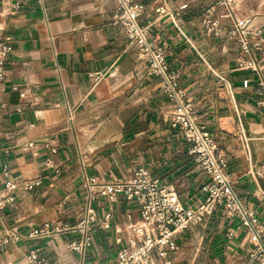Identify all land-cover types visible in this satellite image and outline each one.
<instances>
[{
  "label": "crops",
  "instance_id": "crops-1",
  "mask_svg": "<svg viewBox=\"0 0 264 264\" xmlns=\"http://www.w3.org/2000/svg\"><path fill=\"white\" fill-rule=\"evenodd\" d=\"M214 1L172 0V8L189 3L174 23L170 16L158 18L152 0H137L143 8L140 23L148 25V37L165 50L170 71L216 134L218 154L228 161L226 171L243 205L264 224V108L258 105L255 74L238 69L237 42L209 35L200 24ZM16 2L20 6L14 11ZM239 9L241 15L252 13V26L264 30V0H244ZM115 12L111 0H0V40L12 47L4 63L6 77L0 81V200L6 182L41 178L31 189H17L15 203L0 208V233L17 225L28 235L53 224L47 235L0 247V264H30V250L48 264L78 261L69 248L76 233H57L54 227L75 224L83 171L106 181L144 166L175 187L186 205L202 200L205 176L186 152V138L170 124L171 107L160 93V80L144 78L146 60L115 24ZM51 36L56 37V52ZM255 56L264 70V48ZM113 64L116 75L94 85L91 73L105 72ZM246 79H251L247 88ZM67 104L77 108L73 127L67 122ZM242 130L251 138L250 160L238 138ZM46 136L60 141L53 156L59 172L44 164ZM28 139L41 140L39 157L20 147ZM95 206L100 216L110 206L115 212L109 229L94 230L84 264H115L116 228L124 226L130 212L138 218L137 204L121 197L113 204L101 198ZM177 237L181 247L174 264H188L200 243L205 261L220 264H249L256 247L241 220L222 208Z\"/></svg>",
  "mask_w": 264,
  "mask_h": 264
},
{
  "label": "built area",
  "instance_id": "built-area-1",
  "mask_svg": "<svg viewBox=\"0 0 264 264\" xmlns=\"http://www.w3.org/2000/svg\"><path fill=\"white\" fill-rule=\"evenodd\" d=\"M116 8L114 22L119 25L130 40L138 47L139 56L146 60L144 78L157 77L160 80V93L167 99L171 107L168 119L173 128L177 129L187 140L186 152L192 157L195 169L205 176L202 200L196 205H186L172 185H165L160 178L154 176L149 168L135 167L130 174L117 180H100L97 176L83 171L81 186L84 189L82 199L74 206V225L55 226V232L72 231L76 238L69 242V248L79 255L75 264H84L89 248L93 244V232L97 227L109 229L114 216V208L108 207L103 216L99 215L95 202L106 198L113 204L123 197L137 204L138 218L134 219L130 212L126 223L116 228L119 233L116 238L118 245L115 264H174V256L180 250L178 234L190 228L193 224L206 223L212 214L222 208L228 215L237 216L242 226L256 243L249 253V264H264V224L259 216L246 208L226 169L228 161L218 154L216 134L206 127L202 119L201 108L195 103L194 97L183 89L178 82V75L169 69L165 50L158 45L156 39L147 34L148 25L140 23L143 8L137 0H111ZM172 0H152L154 12L158 18L170 16L174 23L180 18L181 10L188 7V2L172 8ZM244 0H215L202 13L200 24L205 32L212 36L225 35L237 42L239 54L236 58L238 69L252 71L255 74V86L259 95L258 105L264 108V70L255 54L264 48V30L252 26V13L240 14V5ZM15 3L14 11L19 9ZM55 36L50 42L56 52ZM12 51V47L0 40V81L6 77L4 63ZM114 77L116 66L113 64L105 72H92L94 85L105 76ZM244 87L251 85V79L243 82ZM67 122L74 126L77 108L67 104ZM22 111V107L17 108ZM35 124L25 127L32 128ZM242 151L251 159V138L242 130L238 133ZM45 147L47 156L44 159L46 167L55 172L60 166L55 164L53 156L58 153L60 141L46 136ZM41 140L28 139L20 145L24 151L33 157L40 156ZM41 178H29L20 181H8L6 192L1 197L0 208L15 203L17 189L28 190L40 184ZM64 207V201L58 204ZM53 224L23 235L17 225L5 226L0 233V247L25 238H38L49 234ZM125 234L126 243L124 244ZM233 235L232 233L229 234ZM205 252L201 243L188 264H220L217 260L205 261ZM30 264H48L36 250L26 254Z\"/></svg>",
  "mask_w": 264,
  "mask_h": 264
}]
</instances>
